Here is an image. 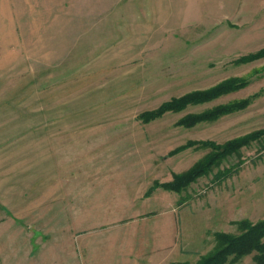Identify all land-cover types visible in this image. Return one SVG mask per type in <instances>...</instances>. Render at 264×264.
<instances>
[{"label": "rangeland", "instance_id": "obj_1", "mask_svg": "<svg viewBox=\"0 0 264 264\" xmlns=\"http://www.w3.org/2000/svg\"><path fill=\"white\" fill-rule=\"evenodd\" d=\"M261 220L264 0H0V264H196Z\"/></svg>", "mask_w": 264, "mask_h": 264}, {"label": "trees", "instance_id": "obj_2", "mask_svg": "<svg viewBox=\"0 0 264 264\" xmlns=\"http://www.w3.org/2000/svg\"><path fill=\"white\" fill-rule=\"evenodd\" d=\"M223 91H226V85H223L221 88H217L215 90L207 91L204 93H196L194 95L190 94L182 98L173 99L172 101L163 104V106L159 110L151 113L148 112V115L150 118H154L156 116H160L165 111L179 110L184 108L189 103L207 100L208 98L217 95ZM234 108V106L230 107L229 111L233 110ZM223 110L220 112H224ZM146 114H144V116H146ZM240 145L241 143H234V141L229 142L224 146H214L210 143V147L218 152L216 153L215 158L211 157L209 161H207L203 165H200L201 168L199 171L193 170L189 174L177 178V181H175V185L171 183L172 185L168 186L170 188L180 189L179 187L185 186L191 180L199 176L205 170L204 168H207L208 166L214 164L217 161L216 157L225 155L229 152H233L237 150ZM242 225L245 226V229L239 235L224 232H216L215 236L217 239V247L208 255H204L196 264H226L231 258H239L252 251H256L255 260L259 264H264V220H261L260 222L254 224L247 223L246 221H244L242 222ZM167 264L190 263L171 262Z\"/></svg>", "mask_w": 264, "mask_h": 264}, {"label": "crops", "instance_id": "obj_3", "mask_svg": "<svg viewBox=\"0 0 264 264\" xmlns=\"http://www.w3.org/2000/svg\"><path fill=\"white\" fill-rule=\"evenodd\" d=\"M135 264H137V263H135Z\"/></svg>", "mask_w": 264, "mask_h": 264}]
</instances>
